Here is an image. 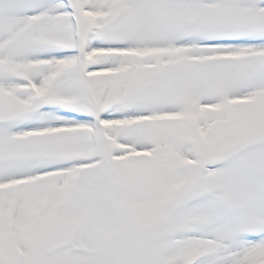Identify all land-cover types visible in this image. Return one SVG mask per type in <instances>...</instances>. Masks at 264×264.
<instances>
[{
  "label": "snow or ice",
  "instance_id": "6c2138e0",
  "mask_svg": "<svg viewBox=\"0 0 264 264\" xmlns=\"http://www.w3.org/2000/svg\"><path fill=\"white\" fill-rule=\"evenodd\" d=\"M0 264H264V0H0Z\"/></svg>",
  "mask_w": 264,
  "mask_h": 264
}]
</instances>
